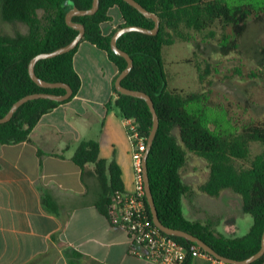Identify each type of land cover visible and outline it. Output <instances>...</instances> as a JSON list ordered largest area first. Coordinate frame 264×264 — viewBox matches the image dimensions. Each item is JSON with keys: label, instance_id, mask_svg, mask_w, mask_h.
<instances>
[{"label": "trees", "instance_id": "obj_1", "mask_svg": "<svg viewBox=\"0 0 264 264\" xmlns=\"http://www.w3.org/2000/svg\"><path fill=\"white\" fill-rule=\"evenodd\" d=\"M136 1L160 18L159 32L153 36L129 32L122 35L117 44L134 61V67L122 85L150 96L159 116V129L148 157L150 185L159 218L166 227L198 237L221 256L244 261L260 250L264 233V150L251 160L248 168H238L235 161L250 160L251 143H260L264 147V121L244 126L236 134L223 135L211 130L202 113L188 110L189 105L200 100L201 94L169 89L163 50L176 42H191L189 30L203 32L218 24L223 31L221 52L229 55L239 48V41L247 33L251 21L264 22V0ZM0 4L3 21L20 22L28 27L26 34L0 35V118H4L25 96L66 93L62 88L40 87L30 77L29 64L37 55L51 53L71 43L78 31L68 26L67 13L74 7L88 10L93 0H0ZM115 6L120 9L124 23L106 36L101 25L111 21L109 10ZM73 21L85 25L83 41L106 52L119 74L127 67V61L111 49L116 31L126 26L155 27L153 20L124 0H100L95 15L74 17ZM79 46L69 53L40 60L35 67L39 78L68 84L73 89V96L64 102L38 99L25 103L9 122L0 124V145L29 141L31 132L44 115L78 94L82 81L74 67V56ZM197 70L199 81L203 83L205 75L200 68ZM118 76L114 80L117 95L114 104L123 119H136L140 133L148 140L153 129L150 108L143 99L119 94L115 86ZM187 151L205 159L209 165L210 177L201 186L202 192L218 197L223 190L230 189L241 196L243 213L253 218L247 235L228 238L209 224L192 222L185 217L182 200L190 193V187L183 182L181 170L187 162ZM99 155L98 142L84 141L73 160L81 168L87 164L95 165V174L102 186V212L109 217L112 196L124 191V184L118 164L101 159ZM146 206L147 215L153 220L147 198ZM171 237L188 251L184 264H192L199 247L183 238ZM252 264H264V256Z\"/></svg>", "mask_w": 264, "mask_h": 264}, {"label": "crops", "instance_id": "obj_2", "mask_svg": "<svg viewBox=\"0 0 264 264\" xmlns=\"http://www.w3.org/2000/svg\"><path fill=\"white\" fill-rule=\"evenodd\" d=\"M116 8L101 25L106 36L124 23ZM74 67L82 81L78 94L44 115L29 141L0 145V264H153L130 253L126 231L102 212L95 165L81 168L73 160L82 142L96 141L100 158L120 167L124 191H136L132 144L114 104L118 69L87 41L80 44ZM190 205L188 220L220 234L223 223L227 235L234 234L231 214L203 209L196 201ZM245 220L248 234L253 219ZM192 264L225 263L196 257Z\"/></svg>", "mask_w": 264, "mask_h": 264}, {"label": "rangeland", "instance_id": "obj_3", "mask_svg": "<svg viewBox=\"0 0 264 264\" xmlns=\"http://www.w3.org/2000/svg\"><path fill=\"white\" fill-rule=\"evenodd\" d=\"M188 32L191 42H176L163 50L169 89L201 94L200 100L189 105L188 110L202 113L207 125L217 134H236L244 126L264 121V22L251 21L247 33L239 41V48L229 55H223L220 49L223 34L220 25L203 32ZM26 33L28 27L25 24L3 21L0 11V35ZM197 67L205 75L203 83L199 81ZM250 150V160L235 161L238 168L250 167L251 160L261 154L264 147L260 143H251ZM181 174L191 191V196L182 200L187 217L190 216V201H196L203 209L217 210L224 216L229 213L234 217V234L227 235L224 231L227 225L223 223L217 228L222 234L238 238L247 234L249 224L245 217L253 218L243 213L240 195L230 189L223 190L219 197L202 192L201 186L210 177L205 159L187 151V162Z\"/></svg>", "mask_w": 264, "mask_h": 264}, {"label": "water", "instance_id": "obj_4", "mask_svg": "<svg viewBox=\"0 0 264 264\" xmlns=\"http://www.w3.org/2000/svg\"><path fill=\"white\" fill-rule=\"evenodd\" d=\"M125 2L129 3L131 6L136 8L139 12H141L145 17L148 19H151L155 23V27L153 29H147L144 27L140 26H126V27H121L119 28L116 33L113 35L112 40H111V49L112 51L121 57H124L127 61V67L119 74L115 86L116 90L119 94L126 95V96H132L135 98L143 99L147 102L150 111L153 115V129L151 131V134L147 140V151L144 155L143 159V175H144V185H145V191H146V198L149 204V207L151 209V214H152V219L154 224L165 234L169 236H174V237H179L183 238L187 241H190L194 244H196L198 247H200L202 250L207 252L209 255H211L213 258H215L217 261H220L225 264H252L256 262L257 260L261 259L264 256V233L261 241V248L260 250L249 257L248 259L244 261H236L232 260L226 257L221 256L219 253H217L213 248H211L209 245H207L204 241L199 239L198 237L183 231L179 229H174V228H169L163 225L161 222L157 207L155 205L151 185H150V179H149V172H148V157L149 153L153 147L154 140L156 138L158 129H159V116L156 112L154 102L150 96H148L146 93L141 92V91H135V90H130L125 88L122 85V81L128 76V74L132 71L134 67V61L131 58V56L126 53L125 51L121 50L118 47V39L129 32H139L142 34L146 35H157L160 29V24L161 20L160 18L145 9L141 4H139L136 0H124ZM100 8V0H93V5L90 9L88 10H81L77 7L72 8L66 15V22L68 26L71 28L75 29L78 31V35L75 37V39L69 43L68 45L61 47L57 49L56 51H53L51 53H42L34 57L30 64H29V74L32 80L37 83L40 87L45 88V89H57V88H62L65 89L66 93L64 95H55V94H49V93H38V94H32L23 97L22 99L18 100L10 109V111L7 113V115L4 118H0V124H4L9 122L14 114L18 111V109L23 106L25 103L32 101V100H38V99H49L53 101H59V102H64L69 100L73 96V89L65 83H51L47 82L41 78H39L35 72V67L36 64L43 59H50L57 57L59 55L69 53L75 48H77L83 39L85 38L86 34V28L85 25L82 23L74 22L73 19L74 17H84V16H92L95 15Z\"/></svg>", "mask_w": 264, "mask_h": 264}, {"label": "built area", "instance_id": "obj_5", "mask_svg": "<svg viewBox=\"0 0 264 264\" xmlns=\"http://www.w3.org/2000/svg\"><path fill=\"white\" fill-rule=\"evenodd\" d=\"M124 123L132 144L136 191H118L113 194L109 220L113 226L126 231L132 255L153 264H184L188 258L187 249L162 232L147 215L143 175L147 138L140 133L136 119H124ZM194 255L195 258L215 261L200 247Z\"/></svg>", "mask_w": 264, "mask_h": 264}]
</instances>
